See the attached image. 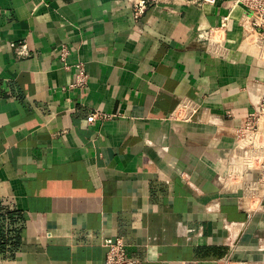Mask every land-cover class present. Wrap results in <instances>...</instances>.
I'll list each match as a JSON object with an SVG mask.
<instances>
[{
	"label": "crops",
	"instance_id": "0c3cea01",
	"mask_svg": "<svg viewBox=\"0 0 264 264\" xmlns=\"http://www.w3.org/2000/svg\"><path fill=\"white\" fill-rule=\"evenodd\" d=\"M135 1L0 0V264H102L107 238L143 264H264V214L218 182L264 97L245 9L157 0L136 20Z\"/></svg>",
	"mask_w": 264,
	"mask_h": 264
},
{
	"label": "built area",
	"instance_id": "2783aa9c",
	"mask_svg": "<svg viewBox=\"0 0 264 264\" xmlns=\"http://www.w3.org/2000/svg\"><path fill=\"white\" fill-rule=\"evenodd\" d=\"M155 1L157 0H136L133 3L134 18L140 19ZM217 2L218 0H203L204 4L210 5ZM238 5L243 6L246 12L243 23L244 40L251 46L258 47L261 57L264 58V0H237L235 6ZM229 19V15L222 18L221 30L227 29ZM206 50L215 55H222L225 48L222 41L211 36L207 39ZM58 53L66 69L73 74L70 88L85 89L88 76L83 65H68L69 50L65 46ZM198 109L195 104H185L180 108L178 115L183 119H191ZM104 117L93 113L88 117V122L94 123L98 118ZM218 182L225 192L236 195L237 205L249 218L264 214V97L254 105L253 111L239 126L235 147L228 158L227 173L223 178H219ZM102 247L105 252L102 264H143L139 259L128 255L127 244L122 238H107Z\"/></svg>",
	"mask_w": 264,
	"mask_h": 264
}]
</instances>
